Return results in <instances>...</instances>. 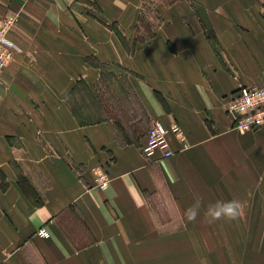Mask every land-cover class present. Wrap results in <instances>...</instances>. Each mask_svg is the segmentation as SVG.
I'll list each match as a JSON object with an SVG mask.
<instances>
[{"label": "crops", "instance_id": "crops-1", "mask_svg": "<svg viewBox=\"0 0 264 264\" xmlns=\"http://www.w3.org/2000/svg\"><path fill=\"white\" fill-rule=\"evenodd\" d=\"M152 2L157 29L149 0H0L19 47L0 78V264H264V127L235 130L225 106L264 86V0ZM154 121L185 135L157 163ZM232 199L238 220L203 221Z\"/></svg>", "mask_w": 264, "mask_h": 264}, {"label": "built area", "instance_id": "built-area-1", "mask_svg": "<svg viewBox=\"0 0 264 264\" xmlns=\"http://www.w3.org/2000/svg\"><path fill=\"white\" fill-rule=\"evenodd\" d=\"M17 21V16L0 21V78L13 60L15 53L19 51V47L9 38V32ZM225 106L227 112L233 117L235 130L248 133L256 132L264 127V86L241 88L229 97ZM172 134L182 141L185 140L184 132L178 124L166 127L159 121H154L149 130L147 143L143 147L145 158L156 163L172 158L175 155L169 142V136ZM94 171L97 175V186L106 188L110 181L108 174L101 169ZM40 234L49 236L45 229L41 230Z\"/></svg>", "mask_w": 264, "mask_h": 264}, {"label": "clouds", "instance_id": "clouds-1", "mask_svg": "<svg viewBox=\"0 0 264 264\" xmlns=\"http://www.w3.org/2000/svg\"><path fill=\"white\" fill-rule=\"evenodd\" d=\"M202 199L195 197L194 202L184 212L188 222H195L201 215ZM243 213V204L238 199L228 201H217L215 204L208 205L203 212V221L207 224H213L220 220L232 222L238 220Z\"/></svg>", "mask_w": 264, "mask_h": 264}, {"label": "rangeland", "instance_id": "rangeland-1", "mask_svg": "<svg viewBox=\"0 0 264 264\" xmlns=\"http://www.w3.org/2000/svg\"><path fill=\"white\" fill-rule=\"evenodd\" d=\"M148 7H149V13H150V15H151L150 17L155 16V6L153 5L152 0H149ZM155 17H156V16H155ZM149 23H152V22H149ZM145 24H146V23H145ZM153 24L156 25V29H157V26H159V22L157 21V17H156V21H154ZM143 31H144V28H143ZM92 61H93V60H92ZM95 64H96L97 66L100 65L99 62H97V63H95ZM106 70H107L108 73H112V75H113V76H111L112 78H115V77H121V78H122V81L124 82V78H126V77H125V76H126L125 72H123L122 70L117 69V67H115V66L107 67ZM115 74H116V75H115ZM123 77H124V78H123ZM108 78L111 79L109 76H108ZM108 83H110V82H108ZM114 83H115V82H114ZM124 83H125V82H124ZM109 88H110V93H111L112 95H114V96H120V95H121V94L116 90L117 87H111V86L109 85ZM102 90H103V92H104V91H108V87L103 86V87H102ZM108 92H109V91H108Z\"/></svg>", "mask_w": 264, "mask_h": 264}, {"label": "trees", "instance_id": "trees-1", "mask_svg": "<svg viewBox=\"0 0 264 264\" xmlns=\"http://www.w3.org/2000/svg\"><path fill=\"white\" fill-rule=\"evenodd\" d=\"M176 0H165V3L167 4V5H170V4H172L173 2H175ZM149 29V28H148ZM140 38H139V42H140ZM140 115H141V117H142V120H145L146 119V114H145V110L143 109V107H142V105L140 104V113H139ZM136 117V116H135ZM118 124L119 125H124L125 124V122H122V120H120L119 122H118ZM123 130H124V128H123ZM122 131V130H121Z\"/></svg>", "mask_w": 264, "mask_h": 264}]
</instances>
